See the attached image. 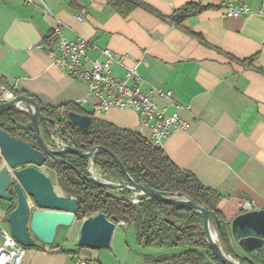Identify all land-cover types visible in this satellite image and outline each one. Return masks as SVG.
<instances>
[{
	"label": "crops",
	"instance_id": "crops-1",
	"mask_svg": "<svg viewBox=\"0 0 264 264\" xmlns=\"http://www.w3.org/2000/svg\"><path fill=\"white\" fill-rule=\"evenodd\" d=\"M139 1L157 13L137 6L124 16L107 0L0 1V83L44 107L87 98V83L56 67L39 47L56 26L70 39L84 36L90 58L103 61L104 48L121 57L112 66L116 76L136 66L140 79L134 83L142 90L174 91L179 112L191 125L173 131L162 148L179 168L239 201L244 212L250 205L264 209V0ZM229 1L246 3L249 12L227 17L223 7ZM188 3L204 9L180 25L161 17ZM93 116L148 139L149 129L134 109ZM46 172L58 180L56 170ZM12 204L0 197V245L1 229L11 230ZM78 228L77 223L59 227L53 244L28 248L25 262L74 264L83 258L88 264H173L168 258L179 253L140 245L134 229L131 241L114 232L108 248L77 246ZM119 228L133 227L119 222L115 231ZM229 240L235 251L240 248L231 223Z\"/></svg>",
	"mask_w": 264,
	"mask_h": 264
},
{
	"label": "trees",
	"instance_id": "trees-1",
	"mask_svg": "<svg viewBox=\"0 0 264 264\" xmlns=\"http://www.w3.org/2000/svg\"><path fill=\"white\" fill-rule=\"evenodd\" d=\"M107 1L124 16L137 6L153 11L139 0ZM203 9L204 7L200 4L188 3L177 9L171 16L161 17L180 25ZM40 106L44 114L51 119L50 121L40 120V127L47 141L52 130L59 129L71 139L74 145L85 150H91L96 146L105 147L121 160L137 183L164 193H179L196 204L213 210L221 224V228L216 224L215 226L224 251L236 256L241 264H257L255 260L239 255L229 240L231 221L245 211L239 201L203 186L192 173L179 168L163 148L153 146L138 132L119 128L97 118L92 113L83 111L75 103L58 107ZM12 109L0 114V129L38 147L28 114L18 111L16 107ZM70 111L92 116L87 131L70 121L68 116ZM44 125H47L46 129ZM63 157H67L66 159L78 167L83 176L69 165L56 161H48L47 164L56 170L58 182L68 195L77 198L76 219L78 221L94 213L103 212L108 218L116 216L119 222H125L127 226L133 227L137 242L144 247L185 246V250L168 258L173 261V264L181 262L183 264H222L207 243L201 213L159 200L147 199L144 195L139 197L140 202L137 204L111 197L101 186L85 178L89 175L87 159L72 154ZM97 160L99 163L97 167L106 179L115 182L125 180V174L111 153L101 150L97 153ZM1 162L0 157V164ZM132 193L131 190H123L119 194L123 197H131ZM11 202L13 204L10 211L16 206L15 199ZM259 264H264V261Z\"/></svg>",
	"mask_w": 264,
	"mask_h": 264
},
{
	"label": "water",
	"instance_id": "water-1",
	"mask_svg": "<svg viewBox=\"0 0 264 264\" xmlns=\"http://www.w3.org/2000/svg\"><path fill=\"white\" fill-rule=\"evenodd\" d=\"M26 106V109L21 107ZM20 108L28 114L34 131L38 147L18 139L0 129V197L6 200H16L15 208L7 218L14 238L26 248L40 247L42 244H53L59 227H72L78 224V234L75 240L77 246L92 248H108L119 223L116 216L108 218L103 212H97L85 219H76L77 198L57 190L51 176L44 170L49 160L63 163L76 169L83 176L81 170L64 155H77L87 159L89 175L87 180L101 186L111 197L132 201L130 197H123L119 193L131 190L167 204L184 207L202 214L203 230L206 240L222 264H241L227 254L219 241L215 224L221 228L214 211L198 205L191 199L179 193H164L137 183L129 174L125 165L115 154L105 147L96 146L85 150L76 145H65L55 149L48 144L40 127V120L50 121L41 109L39 102L32 96L18 94L12 100L0 102V114L12 108ZM70 121L84 131L89 129L92 116L75 111L68 113ZM105 150L113 155L125 174V180L115 182L106 179L98 180L91 172V166H98L97 153ZM98 168V167H97ZM51 169V168H50ZM14 193V194H13ZM213 231L215 232H212ZM231 232L239 246L251 253L264 245V209L249 210L237 215L231 221ZM180 264H183L182 262Z\"/></svg>",
	"mask_w": 264,
	"mask_h": 264
},
{
	"label": "built area",
	"instance_id": "built-area-1",
	"mask_svg": "<svg viewBox=\"0 0 264 264\" xmlns=\"http://www.w3.org/2000/svg\"><path fill=\"white\" fill-rule=\"evenodd\" d=\"M223 10L227 17H239L249 12V6L241 1H229ZM47 11L50 12L49 9ZM39 47L50 53L56 67L66 71L71 77L87 83L88 97L77 100L75 104L81 106L89 100H94V115L111 109L136 110L140 122L149 129L148 140L157 148L163 147L165 140L173 131L187 130L190 127V122L179 112V105L172 89L154 87L148 91L142 90L140 85L134 83L140 79L136 66L127 67L124 77L116 76L112 72V66L115 62L121 61V57L118 58L111 49L101 50L105 57L103 61L92 59L87 53L89 41L84 36L77 39L68 38L61 26H56ZM15 95L0 83V102L12 100ZM170 107L176 109L170 111ZM48 144L55 149L74 145L59 129L51 132ZM43 168L45 171L50 169L48 164ZM140 196H142L140 193L133 191L130 198L137 204L140 202ZM121 223L126 225L125 222ZM1 234L3 240L0 245V264H27L25 257L28 248L14 238L11 230L2 228ZM74 264H88V262L86 259L78 258Z\"/></svg>",
	"mask_w": 264,
	"mask_h": 264
},
{
	"label": "rangeland",
	"instance_id": "rangeland-1",
	"mask_svg": "<svg viewBox=\"0 0 264 264\" xmlns=\"http://www.w3.org/2000/svg\"><path fill=\"white\" fill-rule=\"evenodd\" d=\"M81 109L83 111L86 112H90L92 113L94 110V105L92 103H85L84 105L81 106ZM18 111L20 112H24L22 111L20 108H17ZM25 113V112H24ZM44 128H47V125H44ZM53 131V130H52ZM56 131V130H55ZM53 183L56 186L57 190L61 193H67V191H65L62 186L59 184L57 179H53ZM1 202H7L6 199L1 198ZM9 202V201H8ZM133 231V228H119L115 231V234L118 236H123L126 240L128 239L129 241L132 240V236H131V232ZM240 247V246H239ZM154 249L151 250H155V251H161V252H167L170 249L172 250V252H181L183 250L186 249L185 246L181 245V246H166V247H153ZM236 252L241 255V256H247V258L251 259V260H255L257 264L261 263L262 261H264V245L258 249H256L253 253H246L241 247L238 248L236 250ZM228 254V253H227ZM231 255V254H230ZM234 259H237L238 261H240L236 256L231 255Z\"/></svg>",
	"mask_w": 264,
	"mask_h": 264
},
{
	"label": "bare ground",
	"instance_id": "bare-ground-1",
	"mask_svg": "<svg viewBox=\"0 0 264 264\" xmlns=\"http://www.w3.org/2000/svg\"><path fill=\"white\" fill-rule=\"evenodd\" d=\"M21 107L26 109V106L23 104H21ZM91 172H92L93 176L96 177L98 180L106 181V178L103 176L101 171L97 167H95V165L91 166ZM212 232H214L213 229H212Z\"/></svg>",
	"mask_w": 264,
	"mask_h": 264
},
{
	"label": "flooded vegetation",
	"instance_id": "flooded-vegetation-1",
	"mask_svg": "<svg viewBox=\"0 0 264 264\" xmlns=\"http://www.w3.org/2000/svg\"><path fill=\"white\" fill-rule=\"evenodd\" d=\"M14 108H15V107H14ZM12 110H13V109H11V111H12ZM67 157L69 158L70 156H67ZM67 157H66V158H67ZM70 159H71V157H70ZM49 161H54V160H49ZM13 194H14V193H13Z\"/></svg>",
	"mask_w": 264,
	"mask_h": 264
},
{
	"label": "clouds",
	"instance_id": "clouds-1",
	"mask_svg": "<svg viewBox=\"0 0 264 264\" xmlns=\"http://www.w3.org/2000/svg\"><path fill=\"white\" fill-rule=\"evenodd\" d=\"M51 168V167H50Z\"/></svg>",
	"mask_w": 264,
	"mask_h": 264
}]
</instances>
